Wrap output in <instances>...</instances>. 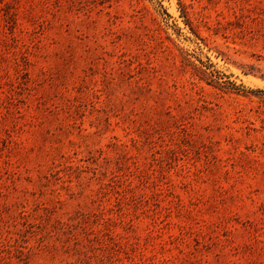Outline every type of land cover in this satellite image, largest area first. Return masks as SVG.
Instances as JSON below:
<instances>
[{
  "label": "rangeland",
  "instance_id": "1",
  "mask_svg": "<svg viewBox=\"0 0 264 264\" xmlns=\"http://www.w3.org/2000/svg\"><path fill=\"white\" fill-rule=\"evenodd\" d=\"M0 264H264V0H0Z\"/></svg>",
  "mask_w": 264,
  "mask_h": 264
}]
</instances>
